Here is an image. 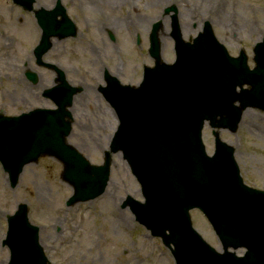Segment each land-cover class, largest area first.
I'll use <instances>...</instances> for the list:
<instances>
[{"label": "water", "instance_id": "1", "mask_svg": "<svg viewBox=\"0 0 264 264\" xmlns=\"http://www.w3.org/2000/svg\"><path fill=\"white\" fill-rule=\"evenodd\" d=\"M13 2L26 10L34 4L33 0ZM52 16L42 11L37 14L44 29L36 49L39 60L50 46ZM157 30L156 25L151 38L155 70L145 74L140 88L116 84L108 91L119 126L102 166L91 165L65 142L71 121H65L70 116L63 111L78 89L69 87L60 75L59 93L56 89L48 92L58 110H35L20 117L0 114L3 170L14 188L27 164L42 156L58 159L64 165L62 180L73 189L68 201L71 206L104 193L110 179L111 154L121 152L145 199L140 203L128 197L123 207H129L152 236L174 247L171 253L176 264H264V193L243 185L232 150L219 139L212 157L207 156L201 141L206 120L212 128L234 131L247 106L264 110V41L255 50L254 71L249 72L240 62L232 72L227 64L223 68L217 64L227 59L209 24L192 45L174 32V65L161 62ZM232 81L233 87L247 84L251 90L236 95L227 84ZM235 101L240 107L233 106ZM195 208L211 224L222 253L192 228L189 211ZM37 234L38 228L29 223L27 205H19L8 218V264H46ZM240 249L246 250L242 257L236 255Z\"/></svg>", "mask_w": 264, "mask_h": 264}, {"label": "rangeland", "instance_id": "2", "mask_svg": "<svg viewBox=\"0 0 264 264\" xmlns=\"http://www.w3.org/2000/svg\"><path fill=\"white\" fill-rule=\"evenodd\" d=\"M33 1L36 11L51 1L47 7L52 9L56 3V0ZM69 1L62 3H70L74 13L76 2ZM152 1L158 4V9H154L156 5H151ZM93 2L89 12L93 27L88 33L85 26H78V34H85L64 44L62 64L65 68L68 64L78 68L75 73H66V79L80 87L72 98V115L68 110L73 119L65 141L94 166L104 164L105 153L110 150L118 124L110 103L106 104L96 92L101 88V72L108 65L107 57L113 55L114 63L117 55L114 63L117 67L112 66V69L118 75L113 73V76L122 84H130L134 72L137 76L139 71L133 60L137 57L136 60L141 62L146 56L144 48L149 47V42L146 43L145 38L153 23H162L163 28L156 31L160 51L166 62H172L174 44L170 37V18L164 15L166 8H178L185 40L195 37L200 25L209 21L217 39L231 55L236 56L241 49L246 52L250 68L254 67L252 48L264 37V0ZM113 25L125 26L116 29L117 40L111 42L113 45L118 42L120 50L116 51L115 47L116 55L111 46H107L103 31L104 27ZM134 34L140 35V40ZM39 38L40 31L32 18L18 10L10 0H0V112L4 115H19L53 105L43 98V92L51 86V79H56V75L38 65L32 54ZM129 58L130 64L126 67L125 60ZM46 59L54 61V52ZM42 61L46 62L44 55ZM27 73L36 77V82L29 79V90L23 83ZM216 132L218 139L232 149V160L237 163L244 183L263 190L264 112L247 107L235 133L228 129ZM203 142L207 153L212 155L215 141L209 127L203 130ZM111 161L110 180L104 193L93 201L73 206L68 205L72 188L62 181L63 165L56 159L45 156L37 163L25 166L14 188L0 166V264L9 259L8 249L1 246L6 235L7 217L22 204L28 206L30 222L40 227L38 244L53 264H175L160 239L152 238L135 222L130 209L123 207L128 197L143 201L140 186L119 153L111 154ZM191 219L193 228L204 240L220 250L203 215L194 210Z\"/></svg>", "mask_w": 264, "mask_h": 264}, {"label": "flooded vegetation", "instance_id": "3", "mask_svg": "<svg viewBox=\"0 0 264 264\" xmlns=\"http://www.w3.org/2000/svg\"><path fill=\"white\" fill-rule=\"evenodd\" d=\"M58 1H60L62 3L63 0H56L55 2L57 3ZM69 1V0H67ZM72 1V0H71ZM94 0H75L76 2V7H77V11H75L73 13V6H71V4H64V8H65V11H66V15L70 18V20L73 22V24L77 27L79 26L80 24H87L88 27H93V25H90V21H91V18H90V15H89V12L91 11V7L92 6V3ZM70 2V1H69ZM55 3V4H56ZM63 4V3H62ZM151 5H156L155 2L152 1V4ZM56 5H54L53 9H55ZM154 9H158V4L156 6H154ZM32 17L34 18V14H32ZM62 21V17L60 15L57 16V18L54 20V22H61ZM118 27H125V26H119V25H113V26H109V28L107 27H104L105 29L103 30L104 33H105V37H106V40H107V46H111L112 48V52L115 53V47H116V51H119L120 48L119 46L117 45H113V43L111 42H116L117 40V35H116V29ZM86 32H90V28L87 29ZM85 33H82L81 35H84ZM78 34V31L76 29V34L73 38H76V37H79L81 36ZM137 37L139 40H140V36L138 35H134V37ZM73 38H69V39H73ZM146 43L149 42V33L147 34L146 36ZM66 40L68 39H65V40H59V39H55L53 40L52 42V45L50 47V49L48 50V52L44 55V58H45V61L46 62H49V63H52L54 64L55 66H58L64 73V75L66 76V73H75V70H77L78 68L75 67L74 65H71V64H68L67 67L63 68L62 66V57H63V52L65 51L64 50V44L62 46L59 47V43H63L65 42ZM112 44V45H111ZM140 44V43H139ZM144 50L147 51L146 53V56H143V58L141 59V62L140 60H136V58L133 60V62H135V65L136 67L139 68V71H138V75L136 76V71L134 72V75L132 76V80H131V85H138L140 83V80L142 78V75H143V70L145 69V67H151L153 65V61L152 59L149 57V54H148V47L147 48H144ZM54 52V57L56 58L54 61H49L47 60L46 58L52 53ZM116 55V53H115ZM118 57L116 55V59H115V62L117 61ZM113 60H114V56L113 55H109L107 57V67L104 66L102 72H101V82L104 84L105 81H106V76H107V80L110 78V76H113V73L117 74L113 69H112V66L113 67H117L116 65H114L113 63ZM130 64V59H127L125 61V66H129ZM53 73H55V71L53 69H50ZM56 75V73H55ZM118 75V74H117ZM120 76V75H119ZM56 79L58 80V76L56 75L55 76ZM116 77V76H114ZM118 78V77H116ZM56 79H51V86L55 83ZM119 79V78H118ZM137 79V80H136ZM24 80V86H26L27 90H29L28 88V81L23 78ZM37 85V84H36ZM30 86V85H29ZM100 97H101V100L103 99L104 102L107 104L105 98L103 97V95L100 93V91H96ZM47 100V99H45ZM73 103V102H72ZM52 107L54 108V105H52ZM47 108V109H53V108ZM72 106H70L68 108V110L70 111L71 115H72ZM73 117V116H72Z\"/></svg>", "mask_w": 264, "mask_h": 264}, {"label": "bare ground", "instance_id": "4", "mask_svg": "<svg viewBox=\"0 0 264 264\" xmlns=\"http://www.w3.org/2000/svg\"><path fill=\"white\" fill-rule=\"evenodd\" d=\"M50 4H52V1H51V3H49V4H47V5H50ZM47 5L45 6H41V7H44V8H49V7H47ZM222 25H225L224 23H221Z\"/></svg>", "mask_w": 264, "mask_h": 264}]
</instances>
